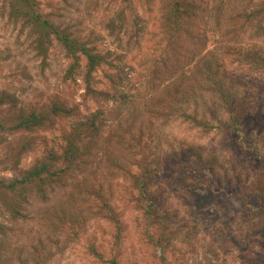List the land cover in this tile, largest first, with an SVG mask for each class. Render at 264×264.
<instances>
[{
  "label": "rangeland",
  "instance_id": "1",
  "mask_svg": "<svg viewBox=\"0 0 264 264\" xmlns=\"http://www.w3.org/2000/svg\"><path fill=\"white\" fill-rule=\"evenodd\" d=\"M10 1L0 0V264H264V161L259 179L251 168L264 159V0H175V26L174 0H33L53 27L101 57L88 87L85 59L72 79L73 59L56 39L39 56ZM177 88L200 98L203 119H184L191 101L174 112ZM221 95L243 106L256 151L197 124L225 115ZM55 101L69 113L51 127L6 131ZM93 121L83 160L54 176L44 197L27 188L13 201L7 185L51 146L65 168L61 137ZM186 146L207 151L210 178L169 166L172 152L189 157ZM103 202L118 220L116 247Z\"/></svg>",
  "mask_w": 264,
  "mask_h": 264
},
{
  "label": "trees",
  "instance_id": "2",
  "mask_svg": "<svg viewBox=\"0 0 264 264\" xmlns=\"http://www.w3.org/2000/svg\"><path fill=\"white\" fill-rule=\"evenodd\" d=\"M33 2V0H11L9 2V14H11L15 18L20 19V21H22L24 24H29L31 29H33L35 35L33 45L37 50L39 56H44V54H46L47 50L51 47L50 41L52 38L56 39L60 43V45L68 52L69 56L73 59V63L68 68V73L73 74L72 76H70L73 77L72 79H75V73L79 74V72H81L79 58H84L86 65L84 66L85 73L83 75V82H85L86 86L88 87L92 74L97 70L98 67L101 66V57L86 49L83 45L73 42V40L70 39L68 35L60 31L58 28L53 27L50 21L44 18L41 13L38 12V10L36 11ZM175 3L176 4L174 5L172 10V23L174 24V26L178 24L181 16V12H179V9L177 8L178 4L180 3L176 1ZM43 61H45V59H43ZM177 93H180V96L176 97L175 100L177 102L178 110L176 109L174 110V112L178 113L179 110L186 112L185 110H183V108L185 107L181 106V103L183 105H188L187 102L191 101L194 102V110L192 112H187V115L185 113L182 114L184 119L188 120L187 122H194L197 117H203V114L199 115L198 113L200 111H197L198 108H200L201 111L205 110L203 105L200 103V101V104H195V102L198 101V97L194 96L193 99H191L192 96L191 98L187 97V95H184V93H182L179 88H177L176 94ZM222 97V103L224 102L227 106L225 115L219 116V118H217L216 116V121H214L212 118V120H206V122L204 123H201L203 119L202 118L200 119V121H197V124L203 128H219L220 131L226 135L225 139L228 141L227 145L229 147H231L232 144H235L237 147L256 151L255 147L253 148L251 146L250 135L252 134L250 126H247L245 122V117L247 116L242 110L243 106L236 105V107L234 108L231 102L225 100V96L221 95L220 98ZM226 97L229 99L233 98L231 94H228ZM0 103H2V101ZM67 109L68 108H66L63 104H58L56 101L52 102L50 106H47V108H45L44 112L41 114L31 111L27 114L18 116L15 125H5L9 126L8 128H6V131H9L11 134H15L16 132H31L35 130L46 129L48 127H51L57 117L68 115L69 110ZM185 109L188 110L189 108ZM209 116L211 117V115ZM209 122H211V124H209ZM95 130L96 128L93 121L87 124H75L71 127V129L65 131L63 136L61 137L62 142L58 145V147L61 149L63 162L66 164L65 168L57 169V155L53 153L52 146L49 147L47 154H44V156L39 159L32 168L25 170L20 178L13 180L7 185V190L10 191L13 201L15 197L17 198L15 200L16 202L20 201L18 197L24 196L25 194L22 191L27 188H33L37 195L44 197L46 188L51 185L50 181L54 179V176L58 178V174L60 172H63L64 170H66V168L68 169L72 166H75L77 163L83 160V157L86 154L85 147H88L87 144H84V140L87 136L93 138L94 134L96 133ZM2 131L3 126L0 124V136H2ZM27 147L28 146L26 144L23 145L20 149H26ZM201 150L203 149H195L193 147L189 148L188 146H186V151L189 154L188 158L176 152H172V157L175 158H171L169 156V166L171 167L176 164L175 170H178L180 173H183L187 177L189 176V178L194 181H196L198 177H202L204 175H207V177L210 178L213 168L211 164L208 165L207 161L209 160L205 158V156L208 154L205 155L204 153L207 151L204 149V153H202ZM257 156L259 157L258 160L260 161V164H257V162H259L258 160L253 161L251 168L252 170H255V173H252V176L256 179H259L262 172L259 171L257 173L256 171L260 170L258 166L261 165V162H263L264 159L260 155ZM212 159H214V157H212ZM144 182V180L143 182L141 181L143 189ZM192 185L193 187H201L195 183ZM141 193L144 194V191H141ZM10 206H12V204ZM102 208V210H105L104 216L107 217L115 225L114 228L116 231L114 230V234H112V240L113 246L116 247L119 241L118 230L120 228L118 226V220L116 219L112 208L106 202L102 203ZM146 209L147 207L144 208L145 212ZM14 212L17 211H15L14 209ZM87 247L91 254H93L100 262L107 261L106 259H104V253L102 252V250H98L97 247H95L93 244H90ZM110 261L114 263L113 259H111Z\"/></svg>",
  "mask_w": 264,
  "mask_h": 264
}]
</instances>
